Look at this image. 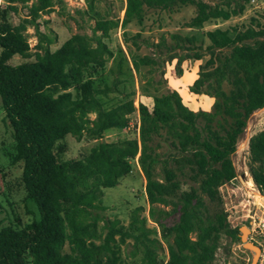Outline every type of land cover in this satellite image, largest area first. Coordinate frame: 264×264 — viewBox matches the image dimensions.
I'll use <instances>...</instances> for the list:
<instances>
[{
  "label": "trees",
  "instance_id": "1",
  "mask_svg": "<svg viewBox=\"0 0 264 264\" xmlns=\"http://www.w3.org/2000/svg\"><path fill=\"white\" fill-rule=\"evenodd\" d=\"M5 1L0 101L15 144L12 159L21 163L24 198L34 202L38 217L0 227V264H227L217 261V251L238 241L239 230L230 225L218 188L235 178L231 155L238 137L249 115L264 106V25L251 17L243 28L203 26L241 14L249 0H124L120 21L101 15L98 0H84L76 13L93 20L90 33H71L54 48L56 33L41 29L38 20L64 8V0ZM185 4L194 6V14L183 26L198 33L170 32L149 41L125 31L131 21H142L147 8ZM18 6L26 13L12 22L9 12L17 13ZM118 26L125 44L149 48L131 60L142 86L136 109L132 97L105 107L100 95L112 87H96L91 78L74 96L65 70L71 63L103 67L113 57L104 39ZM28 28L35 38L32 47ZM15 55L23 60L12 64ZM203 58L188 90L212 97L209 110L190 109L172 88L154 93L166 62L175 60L180 75L182 61ZM135 110L137 138L102 140L104 131L126 127ZM66 135L97 141L85 156L61 159L65 146L59 142ZM133 160L145 181L147 217L136 206L126 224L106 218L99 226L100 217L91 210L100 207L104 188L131 171ZM156 167L159 179L153 176ZM247 169L264 196V128L248 139ZM147 219L165 241V260L157 230ZM124 245L129 246L125 258Z\"/></svg>",
  "mask_w": 264,
  "mask_h": 264
},
{
  "label": "rangeland",
  "instance_id": "2",
  "mask_svg": "<svg viewBox=\"0 0 264 264\" xmlns=\"http://www.w3.org/2000/svg\"><path fill=\"white\" fill-rule=\"evenodd\" d=\"M84 0H70L64 4V8L56 7L48 15L44 14L39 18L40 28H50L57 35V43L52 48L58 46L71 33L86 32L90 33V26L93 20L86 15L81 16L76 13L77 9L84 8ZM82 3V4H81ZM6 1L0 0V7L5 8ZM124 0H98L96 10L107 18H118L123 16ZM26 9L19 8L17 13L9 12V19L17 22L19 17L24 16ZM194 14V6L185 4L175 7L171 10H160L155 8L145 9L141 22L131 21L125 27L127 35H133L139 32L142 38L149 41H156L161 34L178 32L181 34L198 33L197 30H189L183 26ZM255 18L261 25H264V0L248 2L244 11L228 20H211L206 22L203 29H212L214 27L226 28L230 26L245 27L250 23V18ZM43 21H48L46 24ZM30 45L35 44L32 28L27 29ZM123 29H112L108 38L104 41L113 50V57L110 58L103 67L82 66L71 63L65 67L69 76L71 85L70 91L74 96L78 94V85L87 78L93 79L96 87L108 85L112 90L100 98L105 107L112 106L119 101L136 97L141 92L139 75L132 67V56L137 54L149 53V48L141 46L135 51L131 44L123 42ZM205 58L198 61L184 60L180 64L181 73L184 78L180 81L178 88L185 87L193 77H196L195 70ZM23 59L15 55L10 59V63L16 64ZM175 60L166 62L163 67V75L159 84L156 85L155 94L164 93L172 85L177 86V74L175 69ZM197 65V66H196ZM158 79V76H155ZM152 92V91H151ZM134 93L133 95H130ZM181 93V91H180ZM186 95V94H184ZM199 99V98H197ZM203 100V99H202ZM182 101L190 107L188 97L182 98ZM201 101L202 107L207 104ZM195 107V106H194ZM264 128V106L253 111L246 120L243 132L239 135L236 148L231 159L235 167L236 176L229 182L219 186L218 191L221 197L222 207L227 213V218L232 227L238 230L246 226L248 231L245 234L247 241H252L262 248L264 243V196L256 193L255 185L251 180L247 169L248 161V139L255 132ZM135 113H131L128 118V124L124 128H111L104 131L102 140L116 141L126 138H136ZM97 140L89 137H82L76 140L71 135H66L59 143L65 146L64 152L59 155L61 159H74L85 156L92 145ZM166 150L165 145H161L160 151ZM15 151V144L10 135V129L4 121V112L0 101V227L7 224H19L30 222L38 217V212L33 201L25 199L24 189L21 183V163L14 162L12 156ZM153 176L157 179L161 177L159 168L156 167ZM144 177L141 174L135 160L132 161L131 171L120 178L119 183L112 187L103 189L98 208L92 209V214L100 217L99 226L103 224V219L118 218L123 224L129 220L131 209L136 206H142V214L147 217L148 205L144 195ZM256 200V201H255ZM249 215V216H248ZM250 216L253 220L251 221ZM146 224L155 227L156 236L162 242L163 249L159 251L162 259H166L165 241L159 234L158 227L147 219ZM263 224V225H262ZM240 236V230L239 234ZM227 240L224 243L227 245ZM129 249L128 245L122 247L121 255H125ZM67 250V246L64 247ZM258 258L255 264H264V250L257 254ZM217 261L225 260L227 264H250L252 251L246 249L242 241H232L226 249L220 248L216 254Z\"/></svg>",
  "mask_w": 264,
  "mask_h": 264
},
{
  "label": "crops",
  "instance_id": "3",
  "mask_svg": "<svg viewBox=\"0 0 264 264\" xmlns=\"http://www.w3.org/2000/svg\"><path fill=\"white\" fill-rule=\"evenodd\" d=\"M122 16L119 17V21L121 20ZM118 29H120V26L117 27ZM61 43V42H60ZM140 49V48H139ZM138 49V50H139ZM137 51V50H135ZM197 66V65H196ZM197 72V69L195 70L194 73ZM183 75L182 73L176 78L177 79V86L172 85L171 88L175 89L179 95L181 96V98L184 97H188L189 101H190V109L192 110H198V109H202V110H209L210 106L212 104L213 98L204 94H191L188 90V86L192 83V81L194 80L195 77H193L189 82L186 83L185 87L181 88V90L178 88V86L181 84V80H182ZM181 91V93H180ZM186 94V95H184ZM138 93L136 94L137 97ZM199 98V99H197ZM203 99V100H202ZM201 101H204L203 103H206L207 105L205 107H202L201 105ZM195 106V107H194ZM133 113H135V121L136 123H138V114L137 111L135 110ZM137 138V137H136Z\"/></svg>",
  "mask_w": 264,
  "mask_h": 264
},
{
  "label": "water",
  "instance_id": "4",
  "mask_svg": "<svg viewBox=\"0 0 264 264\" xmlns=\"http://www.w3.org/2000/svg\"><path fill=\"white\" fill-rule=\"evenodd\" d=\"M239 230H240V236H239V238L242 241L243 246L246 249L252 251V259H251L250 264H255L256 263V260L258 258L257 254H261L262 248L259 245H256L255 243H253L252 241H247L245 239V237H246L245 234L248 231V229H247L246 226L240 227Z\"/></svg>",
  "mask_w": 264,
  "mask_h": 264
},
{
  "label": "built area",
  "instance_id": "5",
  "mask_svg": "<svg viewBox=\"0 0 264 264\" xmlns=\"http://www.w3.org/2000/svg\"><path fill=\"white\" fill-rule=\"evenodd\" d=\"M65 1V3H66V0H64ZM67 1H70V0H67ZM256 0H249L248 2H255ZM82 3H84L83 1H81ZM81 3V4H82ZM28 43H29V46L30 47H32L31 45H30V42H29V40H28ZM133 104H134V107H135V109L137 108V97H135L134 98V100H133ZM137 111V110H136ZM127 124H128V122H127ZM136 130L138 131V123H136ZM255 191H256V193L258 194V195H260V193H259V190L257 189V187H255ZM249 216V215H248ZM250 219H251V221L253 220V218H252V216H250ZM264 222V221H263ZM264 224V223H263ZM262 224V225H263ZM262 251H263V249H262Z\"/></svg>",
  "mask_w": 264,
  "mask_h": 264
},
{
  "label": "bare ground",
  "instance_id": "6",
  "mask_svg": "<svg viewBox=\"0 0 264 264\" xmlns=\"http://www.w3.org/2000/svg\"><path fill=\"white\" fill-rule=\"evenodd\" d=\"M256 201V200H255Z\"/></svg>",
  "mask_w": 264,
  "mask_h": 264
}]
</instances>
